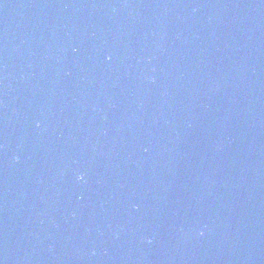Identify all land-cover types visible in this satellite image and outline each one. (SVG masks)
Segmentation results:
<instances>
[{"label": "water", "instance_id": "1", "mask_svg": "<svg viewBox=\"0 0 264 264\" xmlns=\"http://www.w3.org/2000/svg\"><path fill=\"white\" fill-rule=\"evenodd\" d=\"M0 264H264V0H0Z\"/></svg>", "mask_w": 264, "mask_h": 264}, {"label": "clouds", "instance_id": "2", "mask_svg": "<svg viewBox=\"0 0 264 264\" xmlns=\"http://www.w3.org/2000/svg\"><path fill=\"white\" fill-rule=\"evenodd\" d=\"M80 179H83V176H81V177H79ZM203 233H201V235H202Z\"/></svg>", "mask_w": 264, "mask_h": 264}]
</instances>
